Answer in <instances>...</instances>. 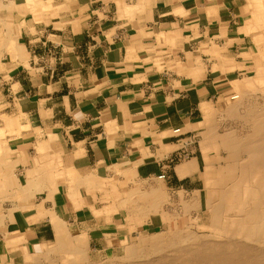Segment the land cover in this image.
Segmentation results:
<instances>
[{"label":"crops","instance_id":"0c3cea01","mask_svg":"<svg viewBox=\"0 0 264 264\" xmlns=\"http://www.w3.org/2000/svg\"><path fill=\"white\" fill-rule=\"evenodd\" d=\"M29 1L0 8L20 30L0 35V225L24 238L0 232V263L30 264L54 225L92 242L118 211L130 224L123 192L162 174L203 206L216 155L202 150L205 108L253 70L252 0ZM16 37L24 58L12 57Z\"/></svg>","mask_w":264,"mask_h":264},{"label":"bare ground","instance_id":"6f19581e","mask_svg":"<svg viewBox=\"0 0 264 264\" xmlns=\"http://www.w3.org/2000/svg\"><path fill=\"white\" fill-rule=\"evenodd\" d=\"M253 3L258 10L257 22L263 24L264 6L260 4L264 5V0H253ZM1 22L10 25L8 20ZM261 29L258 25L259 32ZM12 30L19 35L17 25ZM254 36L259 38L264 34ZM11 41L14 47L12 50L9 44V48L24 55L22 42L16 38ZM254 62L252 77L245 72L232 82L235 90L223 111L212 105L205 108L202 128L207 129L202 134V150L217 155V160L208 164V169L214 168L217 173L215 178L206 181L208 222L199 223L192 217L202 209L198 193L177 192L182 206L180 213L171 208L177 200L171 198L173 194L161 183L160 179L164 178L159 176V185L153 188L145 187L143 181H146L141 180L138 183L141 188L126 189L118 203L128 210L132 231L150 223L151 215H160L163 223L169 225L150 235L138 232L139 239L131 243L124 236L122 244L127 256L123 257V264H264V53H258ZM180 166L181 176L189 172L184 170L186 165ZM213 190L217 192L216 200L212 198ZM182 218L184 223L179 221ZM54 226L56 239L42 243L34 253L25 254L28 263H99L92 262L89 256L87 230L74 234L69 225ZM0 232L4 233L8 245L24 240L22 233L8 234L6 225H0ZM120 260L112 259L109 263Z\"/></svg>","mask_w":264,"mask_h":264},{"label":"rangeland","instance_id":"374dc122","mask_svg":"<svg viewBox=\"0 0 264 264\" xmlns=\"http://www.w3.org/2000/svg\"><path fill=\"white\" fill-rule=\"evenodd\" d=\"M9 1L10 0H0V4H2L1 6H0V8H6L7 6L10 8L11 7V4L9 3ZM252 3H253V0L251 1ZM255 4L253 3L252 4V7H253V11H254V25H256L255 27H254V29H253V33H254V35L255 34H264V23L263 24H259L257 21L259 20L258 19V17L256 16V14H255V12L258 14V10L255 8V6H254ZM260 6H264V5H262V4H260ZM13 9L14 8H12L10 11H9V15H10V17H12V13H13ZM0 13H1V11H0ZM260 13V12H259ZM256 16V17H255ZM2 17H4V16H2ZM258 25L259 26H262V29H261V31H262V33H261V31L259 32V30H258ZM5 26H7V25H5V24H3L2 22H0V35H1V32H2V30L4 29L5 31H6V35H10V34H12L13 33V30L10 28V27H5ZM17 28H18V30H19V27L17 26ZM256 29V30H255ZM5 39H7V38H0V42L2 43L3 41L5 42ZM13 38H10V39H8L7 41H9V40H12ZM17 39H18V37H16V41H17ZM258 40H261V41H258ZM258 45H257V50L255 49V52H253L251 55H249V57H250V61H252L253 60V62H254V60L257 58V56H258V53H264V36L262 37H259L258 38ZM7 41H6V43H7ZM12 42L13 41H11L10 42V45H11V49L13 50V47L14 46H12ZM23 42V41H22ZM15 44V43H14ZM11 50V54H12V57L14 58V59H18V58H24V55H21L20 53L19 54H16V53H14L13 51ZM5 57H7V54H5L4 55ZM1 57H2V55H1ZM0 57V58H1ZM248 57V56H247ZM255 58V59H254ZM8 60V59H7ZM28 61V60H27ZM255 63V62H254ZM20 65H21V63H19ZM16 66L18 65V64H15ZM253 65V64H252ZM250 71H249V73H250V77H252L253 75H254V73H253V71L251 70V69H249ZM1 71V70H0ZM2 71L3 72H5V73H7V69L6 70H3L2 69ZM3 72H0V75L2 76L3 74H1V73H3ZM0 76V77H1ZM3 76H5V75H3ZM2 78V77H1ZM233 89V88H232ZM233 90H235V89H233ZM232 90V91H233ZM232 94V93H231ZM230 94V95H231ZM229 95V94H228ZM226 96L225 97V99H224V101H222L221 103H220V105H218V111H223L224 110V108H225V104H226V101H227V99L230 97V95L229 96ZM226 127H228V126H226ZM175 133V132H174ZM175 134H177V133H175ZM210 155H211V153H209ZM224 156H226V154L224 155ZM209 159H210V161L211 162H214V161H216L217 160V155H211L210 157H209ZM213 170L209 173V179H212V178H215L216 176H217V173H216V171H215V169L214 168H212ZM213 174V175H212ZM163 175V174H162ZM121 179V182H123V181H125L126 179H123V178H120ZM157 180H159V179H154L153 181H146V182H144L143 181V183H144V186L145 187H148V188H151V186L152 187H156V186H158L159 185V182L157 181ZM160 181H161V183L163 184V186H165L166 187V190L168 189V185H167V183H166V181H165V178L164 179H160ZM164 183H165V185H164ZM131 185V184H130ZM206 188H207V182H206ZM167 191H169L171 194H173V195H171V198L172 199H179L178 198V193L177 194H175V193H173L172 191H170L169 189L167 190ZM206 191H207V189H206ZM216 191L215 190H213L212 191V198L214 199V200H216ZM174 195H175V197H174ZM107 203H109V201L107 200ZM168 208V207H167ZM171 208L172 209H174L175 208V210H177L178 212H182V206L179 204V201L177 200V202L175 203V204H173V206H171ZM181 210V211H180ZM118 214H117V216L116 217H119L120 216V221L119 222H117L116 220L115 221H113V220H108L107 219V225H99L100 226V228H101V231H102V233H106L107 235L106 236H103V235H100V234H97L96 233V235H95V233L93 232V234L95 235L94 236V238H93V240H92V242H91V239H90V243L88 244V249H89V256H90V258H91V260H92V262H94V263H98V264H110L109 262L112 260V259H115V260H120V258H121V260L120 261H117L116 262V264H119L120 262H121V264H123L122 263V261H123V259L127 256V251H126V249H125V247L123 246V240H125V237H126V239H127V241H128V243H131V241H136V240H138L139 239V236L140 235H138L139 233L138 232H141V233H143V234H147V235H150V234H152L153 232L155 233V232H157V231H160L162 228L163 229H165V228H167V225H169L167 222H165V223H161V217L159 216V215H156L155 216V219H156V221H158L159 220V225H146L145 226V224L144 225H140L139 227H138V229H137V231H132L133 229H131V226H130V224H128V221H126V219H125V213L124 212H122V211H118L117 212ZM124 213V214H123ZM195 216V220L197 219L198 220V222L199 223H207L208 222V218H209V213H208V211L206 210V198L203 196V206H202V209H201V211L196 215L195 213L192 215V217H194ZM197 216V217H196ZM180 221V223H184L185 221H184V218H182V219H180L179 220ZM121 222V223H120ZM195 222V221H194ZM194 225H197V224H194ZM144 226V227H143ZM148 227V228H147ZM115 229V230H114ZM141 229V230H140ZM159 229V230H158ZM72 230H73V232H74V234H77L78 233V231H79V227H78V225H74V226H72ZM84 230V229H83ZM112 230V231H111ZM143 231V232H142ZM125 236V237H124ZM129 237V238H128ZM122 245V246H121ZM124 257V258H123ZM100 258V259H99ZM125 261V260H124ZM123 261V262H124ZM14 262H15V264H24V259L23 258H16L15 260H14ZM107 262V263H106ZM126 263V262H125ZM57 264H59V262L57 263Z\"/></svg>","mask_w":264,"mask_h":264},{"label":"built area","instance_id":"2783aa9c","mask_svg":"<svg viewBox=\"0 0 264 264\" xmlns=\"http://www.w3.org/2000/svg\"><path fill=\"white\" fill-rule=\"evenodd\" d=\"M175 133H177V134L180 133V129H176V130H175ZM160 177H161V178H166V175L163 174V175H161Z\"/></svg>","mask_w":264,"mask_h":264}]
</instances>
